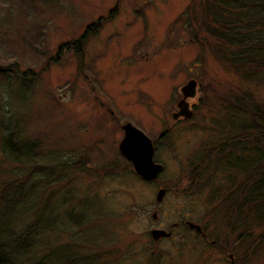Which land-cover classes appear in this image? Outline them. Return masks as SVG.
<instances>
[{"label":"rangeland","instance_id":"1","mask_svg":"<svg viewBox=\"0 0 264 264\" xmlns=\"http://www.w3.org/2000/svg\"><path fill=\"white\" fill-rule=\"evenodd\" d=\"M198 2L0 0V191L14 179L28 191L0 235L17 239L39 224L20 261L53 264L62 252L77 264H264L258 232L237 244L236 234H219L211 188L193 192L189 180L192 165L233 133L228 120L245 121L226 105L264 106L263 74L243 79L217 61L214 44L193 41L200 24L181 16ZM190 80L192 117L174 123ZM126 122L157 143L155 182L141 181L118 152ZM159 189L167 192L158 201ZM207 218L216 246L185 226L204 228ZM152 230L172 237L153 240Z\"/></svg>","mask_w":264,"mask_h":264},{"label":"trees","instance_id":"2","mask_svg":"<svg viewBox=\"0 0 264 264\" xmlns=\"http://www.w3.org/2000/svg\"><path fill=\"white\" fill-rule=\"evenodd\" d=\"M199 1L191 11L187 8L181 16L183 24L189 28L195 26L194 22L200 24L190 35L195 38L193 41H198L201 36L203 39L199 42L202 47L206 42L214 44L212 52L217 61L243 79L250 80L257 75H264V0ZM183 16L187 18L183 19ZM15 66H9L8 70H14L12 68ZM245 101L248 106L239 101L226 105L225 109L233 116L243 115L244 123L229 124L233 123L229 119L226 127L229 128L228 132L233 133L226 135L223 143L215 144L206 158L201 156L197 166L191 162L194 169L189 176L190 182L196 187L193 192L211 188V201H216L209 210L214 226L220 230L219 234L223 230L224 236L236 234V244L250 239L254 232H258V242L264 241V106L254 104L253 98ZM125 164L130 166L129 163ZM212 165L211 170L214 172H206L210 171ZM215 171L223 172L222 182L217 186H213L216 185L218 175ZM21 180L23 183H18ZM21 180H12L0 191L2 225L14 212L18 202L24 201L26 197L28 191L23 187L24 179ZM38 225L34 222V226L17 239L5 236L4 232V239L0 235V264H28L20 261L17 253L23 246L26 248L25 237L33 234ZM53 254L50 261L53 264L78 262V258L69 253ZM84 259L91 261L94 257ZM97 264L108 263L104 261Z\"/></svg>","mask_w":264,"mask_h":264},{"label":"water","instance_id":"3","mask_svg":"<svg viewBox=\"0 0 264 264\" xmlns=\"http://www.w3.org/2000/svg\"><path fill=\"white\" fill-rule=\"evenodd\" d=\"M196 83L190 80L186 85L180 88L182 94L181 99L175 105L176 112L172 114V119L178 118L189 119L192 116L188 98L195 96ZM123 137L118 143V151L120 155L130 162L133 172L142 180L150 182L155 180L163 170L161 164L155 163L153 160L154 147L152 140L139 128L129 122L121 125ZM164 194V190L160 189L157 194V200ZM199 230V227L196 226ZM160 236H169V233L163 230H152L151 237L156 239Z\"/></svg>","mask_w":264,"mask_h":264},{"label":"flooded vegetation","instance_id":"4","mask_svg":"<svg viewBox=\"0 0 264 264\" xmlns=\"http://www.w3.org/2000/svg\"><path fill=\"white\" fill-rule=\"evenodd\" d=\"M187 102H188V99H187ZM183 121V118H178L177 120H173L174 123H179V122H182ZM173 125V124H172ZM168 132V130H165L159 137H158V142L159 141H163V137H164V134H166ZM123 137V136H122ZM153 147H154V152H155V149L157 147V143H155L153 140ZM155 158V155L153 154V160ZM154 162L156 163V161L154 160ZM159 164V163H158ZM163 167V166H162ZM158 178V177H157ZM157 178L149 183H152V182H155L157 180ZM160 190V189H159ZM164 190V194H166L167 190L166 189H163ZM161 200V198H160ZM159 201V200H158ZM155 217V215H154ZM209 221H207V223L204 224V228L201 227L202 225H199L197 223H192V222H186L185 223V226L187 227L188 231H190L191 234H194V236H198L201 238V241L204 242V243H208L210 245H213V246H216V239H212V240H209L208 238L211 237L212 235H209L207 232H208V228L207 226L209 225ZM196 226L199 227V230L196 229ZM169 233V236H160V237H157L156 239L153 238V240H161V239H166V238H170L172 237V233L171 231L168 232ZM151 235V234H150ZM223 252V250H221ZM231 254V253H230ZM228 254V257L231 258L232 254L230 255Z\"/></svg>","mask_w":264,"mask_h":264}]
</instances>
